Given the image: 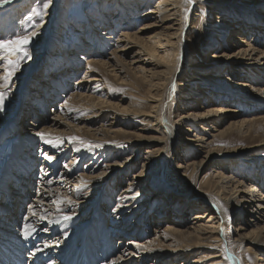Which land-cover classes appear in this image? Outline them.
<instances>
[{
    "label": "rangeland",
    "instance_id": "374dc122",
    "mask_svg": "<svg viewBox=\"0 0 264 264\" xmlns=\"http://www.w3.org/2000/svg\"><path fill=\"white\" fill-rule=\"evenodd\" d=\"M27 1L28 4H25L27 6V11L22 13V15H19L17 10L19 6L22 5L23 0H8V2L0 4V38H9L13 34L21 36L26 34L30 35L32 31H35L36 33V35L32 36L30 42L25 46V49L29 54L28 57L20 59L19 67L13 76L20 74L21 71H24L23 74L15 76L16 78H13L12 76L10 84L7 86L4 85L3 78L0 82V91L5 93L4 108L3 111H0V121L6 122L7 120H10L5 126L7 131L3 135L1 139L2 141H0V191L4 187L2 183L3 172L9 167L8 163L11 161L14 148L20 144L22 137L21 133H32L29 129L35 127V123H38L39 126L43 123L49 125L50 122L48 117L52 116L53 111L59 110L60 102L65 101L69 95L74 92L76 81L82 79L87 73V60H80L78 57L67 59L68 52L76 50V52L78 51V56L86 55L97 60L109 62L106 68L97 67L98 73L104 78V96L100 90H94L93 94L95 97L107 99L109 102L114 103L119 110L122 109L125 111H123L124 113L119 112L116 114L114 110H110L105 112L103 116L97 118L92 117L94 109L91 107H79L76 112L78 119L82 120L86 119V117H90L89 119L98 120L94 128L100 127V129H105L109 121H113H108L109 117L115 114L117 116V119L114 120L116 122L115 128H118V130L122 129L125 133L115 132L103 136L98 135L99 138L97 140L95 137L96 135L93 134L96 133L95 130H93L94 128H90V131H92L90 133L82 128L80 131L77 130L78 132H70L67 134H65L67 130L63 128L62 131H64V134H49L44 136L45 139L38 140L35 146V151H31L30 153L31 156L37 159V165L33 172L35 175L32 179L36 184L35 190L39 189V187L42 188L41 183L45 178L48 181H54V186L58 187L59 191L63 194L61 195L62 199L60 202H56V198H53L52 204L49 207L42 206V208H47L48 210V208L51 207V209L48 210L49 213L52 210V216H62L61 220L66 215L78 214V219L75 224L71 227H65V230L79 232L74 235V238L77 237L76 239L80 240L79 242H77L76 239L71 241V243L68 240L65 241V243L61 241L60 236H57V231L60 228L59 226L45 224L43 227V229H47L48 233H50V235L52 234L54 239H56L55 243L57 245H51L50 248L51 251H56L57 254L55 257L57 259L59 258L58 256L62 257V260L65 262H63V264H79L81 255H79L77 251L79 250L81 251V254H83V248H80V243L82 240H86L89 235H91L94 240L93 230L98 232V240L102 239V235L99 236V234H103L102 231L108 233L109 236L107 235V237L108 239L110 238L111 242L108 240L107 243L109 242L108 244L113 246L116 255H119L117 250L119 245L118 241L123 237L125 231L119 225V220H114L120 215H118L116 208L118 207L120 195L122 194L124 187H129V183L131 182H137V184L129 190L130 193L128 200L131 201L124 202V204L128 203L131 205L128 206L130 209L141 202L144 203L136 210L137 212L130 217L132 223V221L137 219L139 213L143 212L146 215L143 225L144 227L139 224L137 229L132 230L135 234H140V236L145 237L146 240L147 238H156V232L154 229L159 223L161 227L165 228V225L169 220L177 222L182 221L185 223L183 228L197 226L198 223H192L194 215L197 212L204 211L207 204L217 202L219 208L222 209L224 214L223 218L220 217L225 232V240L221 243V252L223 257H228L226 258L227 264H232L229 259L230 252L236 256L238 264H259L258 254H253L248 251L246 244H242L239 241V231H242L241 233L243 234L244 232H248L237 230L242 222L240 214L238 213L239 210L230 203L222 201L220 197L214 194H211L207 199L203 197L206 195L204 193L206 188L204 185L205 179L215 165L216 167L221 166L223 165V162H225V164L227 163L228 167L231 168V172L236 179L244 180V182L247 183L246 185L254 182L259 186L258 189L261 188V190L264 191V117L263 120L259 118L256 120V123H254L248 134L243 135L239 130L235 129L231 130L230 133L228 132V134L223 137H219L215 131H212V123L209 125H200L195 123L193 118H186L187 121H184L183 125L180 126V121L178 119H180L179 109L182 105L187 107L186 110L194 108V102H199L204 106L211 105V101L214 100L212 99L214 92H209L210 95L208 97L199 94L200 88L208 89L207 87L209 86H216L215 92L217 91L218 94L224 93L226 95L227 93V95H229V97H224V95H222V98L220 97L221 100L218 103H222L223 100V103L231 104L237 111L240 112L241 110L240 113H231L233 115L232 117H225L221 126H227L231 120L252 118L256 114L264 116V105L261 102L253 103L251 100L246 99L247 101L244 103H237L235 99L237 97L238 99L245 98L243 96L244 93L233 89V85L229 84L231 81L224 82V80H217L214 83L215 86H213L206 83V81H203L201 77L195 75V72L201 74L214 72V69L218 66L216 62L217 58H212L211 56L215 53L218 54L224 51L232 52V47H234V45H240V43L238 44V41L233 38L235 34L243 36L246 35V33H249L248 37H252L256 34L259 36L258 46L264 47V5L259 6L256 2L248 1L249 3H246L239 1L230 6L225 5V3L220 4V0H194L191 4L184 3L182 8L183 15L187 14L186 16H188L190 14V18L187 20L186 32L184 31L183 33L184 39L180 41V51L176 68L178 85L174 89L172 85L166 86V91L163 95L164 102L161 110L162 120H169L168 122L173 123L177 129L179 127V130L172 141L167 140V147L161 156L160 162L156 163L155 161H151L147 163V167L145 168L143 165L147 161L145 159V156L147 155L146 151H149L150 147H160L162 144L149 139L143 140L140 143L134 141H136L138 135L160 137L162 131L159 126H157L153 117H145L136 111L147 112L152 103L149 100L150 94L153 90L149 82L143 80V72L145 71L146 75L165 76L163 71L164 67H162V61L160 60V55L162 54H159L161 49H159V47H151L149 49V52L157 56L156 58L150 57L148 60L151 61L150 63H132V52L126 54L124 51H118L117 54L114 55L117 50L116 44H118V41H110L108 39L109 41L107 42L109 43L104 42L105 44L100 45L99 41H95V39L92 38L93 40L91 41H94L95 44L90 41L94 45L91 47L89 46V40L86 39L88 38L86 34L89 33L87 26L89 25L90 17H93L96 21L93 23L95 26V32H90V34L94 35L97 39L104 38L105 36L103 32L106 33V31L107 33H111L112 31V33L115 34V38L121 33V30H128L131 33L133 31L135 32L145 22L142 20H135L137 15L141 12H145L151 5L155 4L157 0H131L130 3H127V0H51V4L52 2L58 3L59 10L54 21L55 23L52 26L54 31L46 30V33L51 34L53 40L51 44L47 43L45 45L38 39L41 36L39 35V27H44L41 23L45 21L47 12L41 19L40 16L33 14L40 9L41 0ZM17 3L21 4L18 5ZM51 4L49 7L52 6ZM217 6H221L222 8H217ZM185 8L188 9L187 12H185ZM224 10L226 13L228 12L224 16L230 18L233 23L229 31L224 30L223 23L219 18V15L224 14ZM36 25H39V27H35ZM234 28L236 29V32L233 33ZM167 35V30L151 29L142 35L143 39L141 42H148V39H155V37H158L161 42L163 41V43H165V39L168 38ZM3 55L4 54L0 53V56ZM21 55L22 54L14 53L9 59L15 61L18 56ZM35 55L41 56L37 60V64H35L34 67H31L33 68L31 73H29V75L26 74L27 78L31 80V84L26 88L27 90L22 89L20 91V87L15 85H17L18 80L25 76V73H28L30 67L29 62L32 61ZM193 60L194 62L200 63L201 67L192 68L191 62ZM111 64L114 65V68L110 67ZM73 65H76L77 69L71 67ZM0 67H2L0 68V76L1 74H3V76L6 75L8 62L0 59ZM65 67L67 69L71 68V72L69 70L66 72L67 69ZM251 69V67L250 70L239 68L236 72L237 74L233 73L232 77L235 81L242 80V82L253 83L256 88L259 86L264 88V74ZM73 70L75 72H73ZM225 70L226 69H223L216 73H218V76L222 74L227 75L226 73L228 72ZM43 75H45L44 78L42 77ZM169 75L170 73L168 72L166 76ZM224 87H227L228 89L226 90V93L223 90ZM18 94L20 96H18ZM251 95H254V92L251 93ZM186 96L187 98L189 97L190 99H193L188 106L184 105L185 103L183 101ZM17 116H19V121H16ZM40 117H46L47 120ZM78 119H69L71 125L77 123L80 124V120ZM28 121L34 122V126L26 125L25 123ZM80 125L82 126L83 124ZM5 127L1 124L0 135L4 133ZM205 127H207V129ZM36 128L39 129L37 126ZM187 129H189V131ZM189 135L193 138L198 136L204 138L201 141L188 142ZM71 137H79L81 139L73 141ZM48 140H51L52 143H48ZM89 143L92 145L91 148L85 146ZM97 145L101 146L97 147ZM65 147L66 149H70V147H73L74 149L71 148V152L65 158H59V152L62 153V150L65 149ZM210 147H216L219 152L215 151V154L211 159L200 164L201 160H204L203 158ZM237 147H246L249 149L239 152L232 157L230 156L229 158L226 156V158H221L222 154L232 152L230 149ZM76 150L79 151V153H76V156H78L80 160H77L75 169L73 168V165L71 166L72 170H76L75 175L89 174L91 171L94 173L101 171H104V173L107 172V175L105 174V177H103L104 179L100 180L101 184L105 182L102 190L95 193L83 188L84 186H80V183L74 184L73 182L66 188L64 187L65 185L63 186L62 183L60 184V182L57 181L60 172L64 170L67 164L71 163ZM114 150H118L120 153L112 154V151L114 152ZM45 154H51L57 158V160L50 162V168L45 167L43 164L46 160L45 158H47ZM126 159L129 160L125 170L123 169L125 166H118L116 167V170L106 168V165L108 164H113L116 161L122 162ZM193 161L199 163V167H197V171L195 169L196 172H194V175H191L193 165H190L189 168L185 170L188 175L181 176L184 169L178 168V164H188ZM232 161L234 162L231 163ZM121 168L123 171L118 173L117 170ZM54 169H57L56 173L52 174L54 173ZM142 170H144L145 173L143 178H141V182L146 184V186H144V190L141 191L140 194L136 195V192L140 187V179L138 180L137 175ZM189 175H191V177H189ZM250 177L253 179L252 181L248 180ZM77 184H79V186ZM235 186L236 185H232L231 187L234 188ZM32 188L34 187H30L28 191H30V189L33 190ZM28 195L37 198L35 192L34 194L28 192ZM224 195L230 196V192L226 191ZM64 196L67 199L64 198ZM70 200L73 204H66ZM83 200L86 201V206L91 205L88 212H85L84 214L81 210V201ZM165 201L167 205L164 204ZM30 202L31 200L25 201V205L23 204L28 209L27 213L30 212L32 208V205L29 204ZM48 203H51V201ZM160 206H163L164 208ZM166 206H169V211L165 209ZM85 208L86 207H84V210ZM159 209H161V213L160 211L158 212ZM162 210L165 213L164 216L162 215L164 214L162 213ZM181 210H183V214L181 213ZM28 217H30V214ZM207 220L208 219L201 221L202 224H205ZM26 221L27 225H31L32 227L31 229H26L25 227V230L31 231L38 229L40 232L44 231L41 230V226H39L38 223L35 226L30 220ZM138 223L139 222L137 221L136 225ZM82 233L83 235H80ZM172 237L173 235L171 233L166 232L165 237H159L156 239V243L159 244V241L162 240L163 242H161V246L166 248L172 241V239L170 240ZM60 242L63 246L59 245L58 247V243ZM99 244L101 246L100 241ZM74 245L75 247L73 249L72 246ZM260 245H262L261 247H264V242L260 243ZM78 246L79 248L77 249ZM72 250L77 251L75 253ZM200 255L207 256V252H196L191 255L190 260H193ZM69 256L70 258H67ZM69 259H72V262ZM103 260L105 261L107 259H103L102 257L100 261L101 264H104ZM180 260L182 259H179V261ZM45 261H42L41 263H46ZM171 263L172 262L166 264Z\"/></svg>",
    "mask_w": 264,
    "mask_h": 264
},
{
    "label": "bare ground",
    "instance_id": "6f19581e",
    "mask_svg": "<svg viewBox=\"0 0 264 264\" xmlns=\"http://www.w3.org/2000/svg\"><path fill=\"white\" fill-rule=\"evenodd\" d=\"M239 1L246 3L248 1L256 2L257 4H259V6L264 5L263 4L264 0H220V4L225 3V5L231 6L238 3ZM27 2H28L27 0H23L22 5L19 6L17 10L19 15H22V13H25L27 11L26 9L27 6L25 5ZM128 2L130 3L131 0H127V3ZM17 4L19 5L21 3H17ZM51 5L52 6L49 7L47 10L45 21L41 23V25L44 27H39L40 33L38 32L39 35H41L38 40H40L44 45L47 43L51 44L53 40L51 34L46 33V30L48 29L51 30L52 32L54 31V28L52 26L55 23L54 21L59 10L58 3L52 2ZM183 5H184V0H157L155 4L149 7V9L137 15L135 20L145 21L140 26V28H138L137 31L135 32L133 31L131 33L128 30H121V33L117 36V38H115V34H113L112 31H111L112 34L107 33V31L106 33L103 32L105 37L102 39L100 38L97 39L94 35H91L90 32L92 33L95 32L94 30L95 26L93 25V23L96 21L93 17H90L89 25L87 26V30H89V33L86 34V36H88V38L86 39H88L89 42L93 40L92 38H94L95 41L96 40L99 41L100 45L105 44L104 42H107L109 40L118 41V44H116L117 50L115 51L114 55L117 54L118 51H124L126 54L132 52L133 53L131 56L132 63H136V62L150 63L151 61H148L149 58L150 57L156 58L157 56L149 52V49L151 47H159V49H161V52H159V54H162L160 55V60L162 61L161 62L162 67H164L163 71L165 73V76L164 77H161V75L153 76L151 74L146 75L145 71L143 72L144 73L143 80L149 82L153 90V92H151L150 94V100H149L152 103L150 105V109L147 112L136 111L137 113H140L145 117H153L157 126H159V128L162 131V135L160 137H156V136L146 137L144 135H138L136 141H134L140 143L143 140L149 139L151 141L160 142L162 144V145L160 144L161 145L160 147H156V146L150 147L149 151L148 150L146 151L147 155L145 156V159L147 161L143 165L145 168L147 167V163L151 161H155L156 163L160 162L161 156L163 155L167 147L166 144L167 140L172 141L179 130V127L177 129L175 125H173V123L168 122L169 120L168 121L162 120L161 110L164 102L163 95L165 94L166 86L167 85L173 86L174 84L176 88L178 85L177 83L178 78L176 77V68L178 62L177 61L178 54L180 51V43H181L180 41L184 39L183 33L184 31L186 32L185 29L187 28V20L190 18V14L188 16H186L187 14L186 15L184 14L185 16L183 15V9H182ZM217 8L221 9L222 7L217 6ZM223 13L224 14L219 15V18L223 23L224 30L229 31L233 23L230 18L224 16L228 12L226 13V11L224 10ZM151 29L167 30L168 38L165 39L166 40L165 43H163V41L161 42L158 39V37L157 38L155 37L156 40L154 38H151L148 39V42H141V40L143 39L142 35ZM234 32H236L235 28L233 29V33ZM248 36L249 33H246V35L243 36L235 34L233 38L236 39L238 41L237 43L238 44L240 43V45L238 46L234 45V47H232V52L224 51L218 54L215 53L211 56L212 58L215 57L217 58L216 62L218 66L214 69V72H209L206 74L195 72V75L201 77L203 81H206V83H209L213 86H215L214 83L217 80H221V81L224 80V82L231 81V83L229 84L233 85L234 87L233 89L244 93L243 96L245 98L238 99L237 97L235 99L237 103L240 104L244 103L245 101H247L246 99H248L251 100L253 103L261 102L264 105V88L260 86L256 88L253 83L251 84V83L242 82V80L235 81V79L232 77V74L233 73L235 74L237 70H239V68L242 69L245 68L247 70H250L251 67L252 68L251 70L253 71L257 70L258 73L264 74V47L258 46L259 36H257L256 34L253 35L252 37H248ZM91 42L95 44L94 41ZM91 42L89 43V46L92 47L94 45ZM77 52L76 50L72 52L71 51L68 52L67 59L78 57L80 60H87V73L85 74V76H83L82 79L76 81L75 84L76 87L74 92L71 93L65 101L60 102L59 110L53 111L52 116L48 117L50 122L49 125L43 123L42 125L40 124L39 126L38 123H35V127H33L32 129L31 128L29 129L27 127L29 130L32 131V133L31 132L21 133L22 137L20 140V144H18V146L14 148V152L11 156V161L10 163H8L9 167L6 168L3 172L4 175H3L2 183L4 187L0 191V261L1 262L5 261L3 259L1 260V258L3 256H6L5 254L7 252H11V250H13L16 251V254H18L19 256L20 254L21 255L25 254L28 258L27 264H63L62 257L58 256L59 258L57 260V258L55 257V255L57 254L56 251L53 252L50 250L51 245L56 246L57 244L55 243L56 239H54L52 234L50 235V233H48L47 230L45 231L43 229L45 224H48L50 226L51 225L59 226L60 228L58 227L59 229L57 231L58 232L57 236H60V240L63 241L64 243L67 240L71 243V241L77 238V237L74 238V235L77 232H75L74 230H65V227L73 226L78 219L77 217L78 214H69L67 216H70L71 219L61 220L62 216L61 217H57V215L52 216L53 214L52 210L49 213L48 210L51 209V207L48 208V210L47 208L46 209L42 208V206L49 207L52 204L53 198L54 199L56 198V202H60L62 199L61 195L63 194L61 193V191H59L58 187L54 186L55 184L54 181H51L50 183L48 180L44 178L42 180L43 182L41 181L42 188L39 187V189L35 190L36 184L32 179L33 176L35 175V173L33 174V172L35 171V166L37 165V159L31 156L30 153L31 151H35V146L38 140L44 138L39 136L38 133H44L45 134L44 136L49 134L52 135L54 133L64 134V131H62L63 128L67 130L65 134L70 132L75 133L77 130L78 131L82 130V128L86 129L85 130L86 132L89 133L92 132L90 131V128H94L98 120L89 119L90 117H86V119H82V120L78 119L76 112L77 109L79 107L81 108L82 106L89 108L91 107L92 109H94V114L92 115V117H97V118L103 116L105 112H108L110 110L111 111L114 110L116 114H118L119 112L120 113L125 112L122 109L119 110L114 103L109 102L107 99H101L99 97H95V95L93 94L94 90H98V91L100 90L104 96V90H105V83L103 80L104 78H102L101 75L98 73L97 67L106 68L109 62L104 60H97L86 55L78 56ZM40 56L35 55L33 57L32 61L29 62L30 67L28 73H25V76L17 81V85L15 86L20 87L19 88L20 91L22 89L24 90L28 88L29 85L31 84V80L27 78V75L31 73V71L33 70V68L31 67H34L35 64H37L36 62L40 58ZM194 60L191 62L192 63L191 67L200 68L201 67L200 63L194 62ZM113 66H114L113 64L110 65V67ZM71 67H75L77 69L76 65H73ZM223 69H226L225 71L228 72L226 73L227 75L222 74L218 76V73L216 72ZM68 70L71 72V68H68L66 72ZM23 72L21 71L20 74H23ZM73 72L75 71L73 70ZM168 72L170 73V75L166 76ZM20 74H16L15 76H19ZM15 76H13V78H16ZM44 76L45 75H43L42 77L44 78ZM2 78H3V74H1L0 76V82L2 81ZM215 87L209 86L207 87L208 89L206 88L199 89L200 90L199 94L206 97H208L210 93L214 92V96H212L213 97L212 99L214 100L211 101L212 103H210L211 104L210 106H204L199 102L197 103L194 102V106H193L194 108L192 109L186 110L187 107L183 105L180 107L179 109L180 119H178L180 121V126L183 125L184 121H187L186 118L188 119L193 118L194 119L193 121H195V123H198L200 125H209L210 123H212V127H213L212 131H215L219 135V137L220 136L223 137L227 135L228 132L230 133L231 130H235V129L239 130V132L243 135L248 134L258 118L263 120L264 116L262 115L259 116L256 114L252 118L250 117L246 119L244 117L245 119L242 118L241 120H231V122L228 123L227 126L225 127L221 126V123L224 122L225 117L227 116L232 117L233 115L231 113H237L239 111L234 109V107L231 104L223 103V100L222 103H218L221 100L220 97L222 98V95H224V97L227 96L229 97V95H227L226 93V90L228 89L227 87L226 88L224 87L225 89L223 88L226 95L224 93L218 94L217 91L215 92L216 90ZM253 92L254 95H251V93ZM18 96L20 95L18 94ZM183 101L185 103L184 105L188 106L190 105V102L193 101V99H190L189 97L187 98L186 96ZM18 117L19 116L16 117V121L20 120ZM40 118L47 120L46 117L45 118L40 117ZM69 119H78L80 120V124L83 125L81 126L79 123L71 125ZM115 119H117V116L113 114L108 119V121L109 120H113V121L112 122L109 121L105 129H100V127H95L93 129L96 132L93 134L96 135L95 137L97 140L99 138L98 135L103 136V135H108L109 133L123 132L122 129L118 130V128H115V123H116L114 121ZM9 121L10 120H7L6 122L0 121V126L1 124H3L5 127L7 122ZM25 124L28 126L30 125L34 126V122L31 121H28ZM36 126L39 127V129H37ZM205 128L207 129V127ZM189 129L187 130L189 131ZM6 131L7 128L5 127L4 133L0 135V141H2L1 139ZM203 138L204 137H199V136L193 138L189 135L187 141L197 142L199 140L200 141L203 140ZM71 148L74 149L73 147H70V149H66L65 147V149L62 150V153L59 152L58 155L59 158L60 157L65 158L66 156H68V154L71 152ZM248 149L249 148L246 147H241V148L237 147L234 149H230L232 152L222 154L221 158L223 157L229 158L230 156L232 157L234 155H237L239 152H243ZM215 151H218L216 147L215 148L210 147L206 152L205 157L203 158L204 160H201L200 164L211 159L212 156L215 154ZM76 153H79V151L78 150L75 151L71 163L67 164L64 170L60 172V176L59 179H57V181L60 182V184L62 183L63 186L65 185L64 187L66 188L68 185H71L73 182L74 184L80 183V186L82 185L84 186L83 188L95 193L98 192L99 190H102L104 188L103 185L105 184V182L101 184L100 180L104 179L103 177H105V174L107 172L104 173V171H101L94 173L91 171V173L89 174L85 173L76 176L75 175L76 170H72L71 168V166L73 165L74 166L73 168L75 169L77 165L76 163L77 160H80V158L76 156ZM116 153L119 154L120 151L118 150H114V152L112 151V154H116ZM50 155L47 154L46 156L48 157ZM52 157L53 159L51 160L45 158L46 160L43 162L45 167L50 168L51 167L50 162L57 160V158H55L54 155ZM128 160L129 159H126L125 161L122 162L116 161L113 164L106 165V168L110 170L111 169L116 170V167L118 166H125L123 168L125 170L126 166L128 165L127 163ZM233 162L234 161H232L231 163ZM190 165H193V171L191 173V175L193 176L194 172L197 171V167H199L198 166L199 163H195L193 161L188 164H183V163L178 164V168L184 169V171L181 173V176L188 175V173L185 170L189 168ZM123 169L122 168L118 169L117 172L118 173L122 172ZM56 170L57 169H54L53 170L54 173L52 174H55ZM144 173H145L144 170H142L137 175L138 177L134 175L135 177L138 178V180L140 179V187L136 192V195L140 194V192L144 190V186H146V184L141 182V178H143ZM191 175H189V177H191ZM74 180L77 182H75ZM248 180L252 181L253 179L250 177V179ZM135 184H137V182H131L129 183L130 185L129 187L127 188L124 187L122 194L120 195L118 207L116 208V210L118 211V215L119 214L120 215L118 216V218L114 220H119V225L125 231L123 237L121 236L122 238H120L118 241L119 245L117 247V250L119 252V255L118 254L116 255L113 246H110L108 244L109 242L107 243V241L110 240V238L108 239L107 237L108 233L102 231L103 234H99V236L102 235V239L98 240L97 238L98 232L93 230L94 240L92 239L91 235H89L86 240H82L80 243L81 245L80 248L81 247L83 248V254H81V251L76 250L77 253L81 255L80 257L81 259L80 258L79 259L82 264L84 263L101 264L100 261L102 257L103 259L104 258L107 259L105 261L103 260L104 264H113V262H115V264H166L169 262H172L171 264H227V260L225 257H223V254L221 252L222 249L221 243L224 242L225 240V236H224L225 232L220 217L223 218L224 214L222 209L219 208L217 202L213 204H207L205 206L204 211L197 212L194 215L192 223L194 224L198 223L197 226H192V227L188 226L187 228H183V226H185V223H183L182 221L177 222L174 220H169L166 223L165 228L161 227L159 223L158 224L159 226L157 225V227L154 229L156 232V238H151V239L147 238L146 240L145 237L140 236V234L137 235L132 231L137 229V226L139 224L140 226L142 225V227H144L143 225L146 215L143 212L139 213L137 219L135 221H132V223L130 218L131 216H133L135 212H137L136 210L139 207H141V205L144 203L141 202L137 206L135 207L133 206L132 209L128 207L131 206L130 204L128 203L124 204V202L126 201H131L128 200L130 193L129 190ZM246 184L247 183H245L244 180L242 181L240 179H236V177L231 172V168L228 167L227 163L225 164V162H223V165L221 166L216 167L215 165L211 169L207 178L205 179L204 185L206 188L204 190V193L206 195H204L203 198L207 199L210 197L211 194H214L220 197L222 201H226L230 203L236 209L239 210L238 213L240 214V219L242 220V222L240 223L241 225H239V228L237 230L248 231V232H244V234L241 233L242 231H239L240 232L239 241L242 244L243 243L246 244L247 246L246 248L248 251H250L253 254L254 253L258 254L259 264H264V247H261L262 245H260V243L264 242V191H262L261 188L258 189L259 186H257V184H255L254 182L252 184L249 183V185ZM77 185L79 186V184ZM232 185H236V186L233 188L231 187ZM30 187H34V188H32L33 190L30 189V191H28ZM226 191L230 192V196L224 195ZM28 192H30L31 194H34L35 192L37 198H33L29 196ZM64 198L66 197L64 196ZM30 200L31 202L29 204L32 205V208L31 211L27 213L28 209L24 205H25V201H30ZM49 201H51V203H48ZM66 204L71 205L73 203L71 201V203L68 202ZM164 204L167 205L166 201ZM86 205L87 203L85 200L81 201V210L83 214L85 212H88V210L91 208L90 207L91 205L90 206L89 205L86 206ZM84 207H86L85 210ZM165 209L169 211V206H166ZM21 210L24 212H21ZM159 211L161 213V209H159L158 212ZM182 211L183 210H181V213L183 214ZM162 213H164L163 210ZM29 214L30 217H28ZM162 215L164 216L165 213ZM205 219H208L207 222H205V224H202L201 221ZM26 220H30L32 223L35 224V226L38 223V225L41 226V230H44L45 232L44 231L40 232L38 229L31 231L27 230L29 231V235H25V231H26L25 226L27 225ZM137 221L139 223L136 225ZM166 232L171 233L173 237L170 238V240L172 239V241L165 248L161 246L162 245L161 242L163 241L159 239L160 240L159 244H157L156 239H158L159 237L161 238L165 237ZM83 233L80 235H83ZM76 241L79 242L80 240L76 239ZM99 241L101 242V246L99 244ZM59 245H62L61 242L58 243V247ZM72 247L74 249L75 245ZM78 248L79 246L77 247V249ZM29 249H31V251H29ZM76 251L73 252L76 253ZM203 251L207 252V256L200 255L194 258L193 260H190L191 255L195 254L196 252H203ZM63 254L65 255L64 252ZM67 258H70V256ZM179 259L182 260L179 261ZM229 259L231 260L232 264H238V260L236 259V256L231 252L229 253ZM42 261H45L46 263H41ZM70 261L72 262V259Z\"/></svg>",
    "mask_w": 264,
    "mask_h": 264
},
{
    "label": "snow or ice",
    "instance_id": "6c2138e0",
    "mask_svg": "<svg viewBox=\"0 0 264 264\" xmlns=\"http://www.w3.org/2000/svg\"><path fill=\"white\" fill-rule=\"evenodd\" d=\"M8 2V0H0V4H4ZM194 0H184L185 4H191L193 3ZM51 4V0H41V7L39 10H37L36 12H34V15H38L41 17V19L43 18V16L46 14L47 9L49 8ZM188 9L185 8V12H187ZM35 27H39V25H36ZM36 33L35 31H32L30 35H17V34H13L11 37L9 38H0V53L4 54L3 56H0V59L2 60H6L8 62V68L6 70V75L3 76V83L5 86L10 84L11 81V77L14 75L15 71L18 69L19 67V62L20 59H23L24 57H28V53L25 49V46L30 42V39L32 36H35ZM14 53H19L22 54L21 56H18V58L13 61L11 59H9V57L14 54ZM175 88V85L173 84V89ZM4 100H5V93L3 91H0V111H3L4 108ZM39 136H41L42 138L44 137V133H38ZM71 139L73 141L76 140H80L81 138L79 137H71ZM48 143H52L51 140L47 141ZM81 142L83 143V141L81 140ZM86 147L91 148L92 145L86 144ZM101 145H97V147H100ZM47 159L51 160L53 159L52 156H48ZM51 183V181H49ZM69 203H71V201H69ZM46 218V217H44ZM63 219L65 220H69L71 219L70 216H64ZM55 222V221H53ZM26 229H31V225H26L25 226ZM45 231L47 229H44ZM25 235H29V231H25ZM39 250V249H38ZM228 258V257H226ZM113 264H115V262H113Z\"/></svg>",
    "mask_w": 264,
    "mask_h": 264
}]
</instances>
